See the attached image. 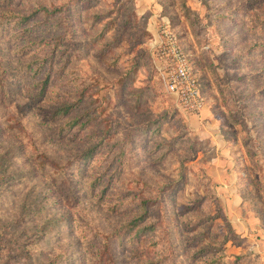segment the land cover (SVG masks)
Segmentation results:
<instances>
[{
    "label": "rangeland",
    "instance_id": "1",
    "mask_svg": "<svg viewBox=\"0 0 264 264\" xmlns=\"http://www.w3.org/2000/svg\"><path fill=\"white\" fill-rule=\"evenodd\" d=\"M54 4H63L62 19L47 21L40 12L34 35L47 22L67 34L55 58L64 66L54 79L63 78V93L50 87L48 102L81 93L71 116L83 125L64 138L51 136L37 106L24 107L17 86L16 65L43 59L51 45L17 56L0 36L12 67L3 75L10 87L0 94V154L12 145L13 169L22 172L0 186L1 204L14 209L31 191L52 204L44 215L63 216L48 238L31 245L44 252L39 261L65 250L68 258L56 264H111L109 257L114 264H204L219 256L218 264H264V2L13 0L0 12ZM164 25L198 76L205 98L199 126L157 69L152 45ZM143 30L151 41L136 45ZM90 144L96 152L77 163L75 154ZM91 180L96 190L89 196ZM141 199L151 203L139 225L152 230L133 229L122 244L115 234L105 239L113 225L138 214ZM200 246L209 249L195 255Z\"/></svg>",
    "mask_w": 264,
    "mask_h": 264
},
{
    "label": "trees",
    "instance_id": "2",
    "mask_svg": "<svg viewBox=\"0 0 264 264\" xmlns=\"http://www.w3.org/2000/svg\"><path fill=\"white\" fill-rule=\"evenodd\" d=\"M13 0H0V5H10ZM77 1V0H75ZM264 0H252L253 4L263 3ZM43 13L44 17L50 19V16H58V13L64 12L63 4L56 5L54 4L50 9L48 6H41L36 9L30 10V12L15 13L12 11L2 10L0 12V36L4 37V40L8 42L10 46H15L13 54L17 56H25L33 50V46L43 42V45H51L50 48L43 59H27L19 62L18 71H17V81L19 90L24 93L26 102L24 107H35L37 106L40 111L41 123L50 126V133L53 138H64L69 134L72 129L76 127H81L83 122H80V116L72 117L71 112L77 109L81 101V93L77 92H65V96L58 100L56 97L51 104L48 102V94L50 87H56L58 92H61L60 85L62 84L63 78H57V74H60L63 70V62L60 60L55 63V58L58 56L59 45L62 43V40L67 34L65 31L57 32L56 24L47 22L41 30L40 36L34 35V31L39 27L40 22H34L36 16L39 13ZM60 19L62 17L58 16ZM129 23V18L126 17L124 24ZM57 32V33H55ZM51 33H53L51 35ZM147 30L141 32V36L136 38V45L142 44L149 40L151 41L150 34ZM175 35L178 44L181 47V44L178 40L177 35ZM27 39V40H25ZM25 40V41H24ZM18 43H22L18 46ZM112 42H109L110 45ZM182 48V47H181ZM186 57L188 59V54L182 48ZM149 51V49H148ZM7 57V58H6ZM189 62V59H188ZM10 61L8 56L4 53L3 49L0 47V94L7 93V88L10 87L6 84V78L3 77L4 74H7ZM190 65V62H189ZM191 66V65H190ZM192 72L197 80V85L199 86L200 92L203 96L202 90L199 85L198 76L195 73V70L192 68ZM153 71L158 76L159 73L153 68ZM7 76V75H5ZM6 88V90H5ZM63 93V92H61ZM71 95L70 99H67ZM204 98V96H203ZM205 101V98H204ZM45 105V106H44ZM192 144L190 143L189 146ZM12 145L9 144L8 148L0 154V186L1 185H10L13 179L19 177L22 172L16 171L13 169V164L11 161L12 157ZM96 144H90L84 146L76 154L75 161L77 163H85L89 158L93 156V153L96 152ZM198 149H196V152ZM47 156L43 155V159ZM192 160V158H191ZM39 172L43 170L45 162L40 161L37 163ZM29 174L35 172L32 168L29 170ZM207 176V175H206ZM207 179L210 181V178L207 176ZM95 182H87L85 187H87L89 196H92L96 190L94 186ZM149 199H141L140 203L134 206V211L138 212L130 220L123 222L119 225H113L110 231L107 233L108 239L112 234L116 235L117 240L122 244L123 239L129 242L131 240L130 233L135 229L134 234L142 233L145 230H152V226L139 225L140 222L144 221L146 217L149 216L148 208ZM52 204L44 201L40 197L39 193L27 192L23 195L21 203L14 209H9L6 211L0 201V260L1 264H48L54 262L60 257L68 258L65 250H61L58 255H56L51 261L43 262L39 261L38 256L43 255L42 250L34 249L31 245L37 243L40 239H46L50 235L53 225L58 224L63 216L56 215H44V209H49ZM147 215V216H146ZM31 222L33 224H31ZM29 223V225H28ZM123 228V229H122ZM28 231H31L30 233ZM233 238H228L226 236L225 241L232 240ZM109 243V241H108ZM209 249L208 246H200L196 250L195 255H200ZM105 253L101 249V254ZM66 255V256H65ZM108 255V253H106ZM221 257L210 259V261L205 262L204 264H218L221 261ZM108 259V258H107ZM109 262L114 264V262L109 257ZM140 264H153L151 261H144Z\"/></svg>",
    "mask_w": 264,
    "mask_h": 264
},
{
    "label": "built area",
    "instance_id": "3",
    "mask_svg": "<svg viewBox=\"0 0 264 264\" xmlns=\"http://www.w3.org/2000/svg\"><path fill=\"white\" fill-rule=\"evenodd\" d=\"M152 48L167 92L175 97L181 110L191 115H200L205 107L204 98L186 54L167 25L159 30Z\"/></svg>",
    "mask_w": 264,
    "mask_h": 264
},
{
    "label": "crops",
    "instance_id": "4",
    "mask_svg": "<svg viewBox=\"0 0 264 264\" xmlns=\"http://www.w3.org/2000/svg\"><path fill=\"white\" fill-rule=\"evenodd\" d=\"M153 27V31H154V25L152 26ZM200 116H201V112H200V115H192L190 120L193 121V125H196V126H199V124L201 123L200 121Z\"/></svg>",
    "mask_w": 264,
    "mask_h": 264
}]
</instances>
